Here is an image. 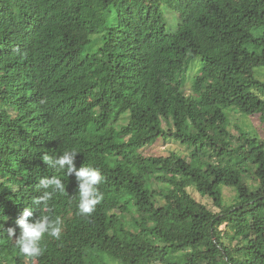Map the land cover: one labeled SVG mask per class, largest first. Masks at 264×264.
<instances>
[{
    "label": "trees",
    "instance_id": "obj_1",
    "mask_svg": "<svg viewBox=\"0 0 264 264\" xmlns=\"http://www.w3.org/2000/svg\"><path fill=\"white\" fill-rule=\"evenodd\" d=\"M164 8L179 16L174 32ZM261 68L264 0H0V264H264V139L239 126L233 134L231 121L232 112L264 121ZM160 140L191 158L142 153ZM66 150L104 177L90 215L79 212L74 174L42 160ZM52 176L66 192L33 204L39 179ZM224 187L236 206H224ZM25 207L30 220L63 223L35 258L7 234H19Z\"/></svg>",
    "mask_w": 264,
    "mask_h": 264
},
{
    "label": "clouds",
    "instance_id": "obj_2",
    "mask_svg": "<svg viewBox=\"0 0 264 264\" xmlns=\"http://www.w3.org/2000/svg\"><path fill=\"white\" fill-rule=\"evenodd\" d=\"M77 153L74 150H66L56 158L45 154L42 160L55 168L64 170L68 177L74 174L78 185L79 212L82 215H90L104 198L103 192L98 187L104 177L99 168L84 165L77 168L74 163ZM38 187L45 191L33 200V204L44 207L48 206V202L56 193L64 194L66 192L64 182L57 176L39 179ZM33 215V208L25 207L15 221L16 226L20 229L19 234L17 235L16 228L7 229L8 236L14 238L19 251L29 258H35L42 254L41 241L46 235L60 239L63 226L59 217L52 219L47 214H41L38 218L30 220ZM0 228H3V225H0Z\"/></svg>",
    "mask_w": 264,
    "mask_h": 264
},
{
    "label": "rangeland",
    "instance_id": "obj_3",
    "mask_svg": "<svg viewBox=\"0 0 264 264\" xmlns=\"http://www.w3.org/2000/svg\"><path fill=\"white\" fill-rule=\"evenodd\" d=\"M164 14L165 18L168 21L170 25V32H174L177 29L178 22H179V16L169 10L168 8H164ZM115 21L114 16L110 15L109 18V26H111ZM103 44V35L95 36L94 37V45L90 46L88 53L96 52L99 47H101ZM202 58H197L191 65L188 67L184 74V81H185V91L187 95L193 94V85H194V79L200 74L202 69ZM257 79H259L261 82L264 83V68L257 69L255 71ZM231 121L233 124L232 130L233 134L238 135L237 126L245 129L249 133H252L254 135H257L261 139H264V121L260 118V116H251V117H244L243 115L239 113H231ZM127 119L124 118V120ZM166 127V125H165ZM167 128V127H166ZM169 129V128H167ZM179 153L185 158L189 159L191 158L192 150L189 149L187 146H184L180 143H176L171 140H160L156 145L146 148L142 151V153L145 156H155V157H167L171 153ZM245 184L252 190L255 191L258 189L259 181L255 177L253 173L247 174L244 177ZM189 192L191 195L197 199L198 202L206 205L211 211L214 213H220L221 209L215 206L214 202L210 198H203L200 196V194L197 192L196 189L191 188L189 189ZM223 194H224V206L225 207H232L236 206L239 203V195L237 194L236 190L229 187L223 188ZM108 211L110 213L117 212L116 207L113 205H108L107 207ZM135 213L132 212L131 214H127V220L132 221L133 217H135ZM221 230L224 232H230V228H227L226 225L222 226ZM230 243V241H227ZM237 243L235 242L234 245Z\"/></svg>",
    "mask_w": 264,
    "mask_h": 264
}]
</instances>
